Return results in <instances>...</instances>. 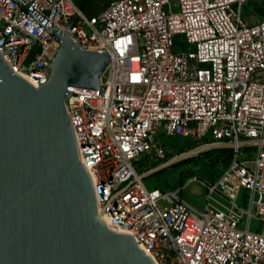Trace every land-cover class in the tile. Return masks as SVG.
I'll return each instance as SVG.
<instances>
[{"label":"built area","instance_id":"2783aa9c","mask_svg":"<svg viewBox=\"0 0 264 264\" xmlns=\"http://www.w3.org/2000/svg\"><path fill=\"white\" fill-rule=\"evenodd\" d=\"M245 1L110 0L89 14L78 0H0V53L35 87L60 45L51 23L109 52L101 91L73 90L64 106L100 212L157 264H264V226L249 228L264 223V16L245 23ZM161 132L230 149L202 210L183 182L144 184L138 162L164 157Z\"/></svg>","mask_w":264,"mask_h":264},{"label":"water","instance_id":"95a60500","mask_svg":"<svg viewBox=\"0 0 264 264\" xmlns=\"http://www.w3.org/2000/svg\"><path fill=\"white\" fill-rule=\"evenodd\" d=\"M46 29L60 45L41 86L0 53V264H157L135 234L111 229L100 212L64 106L73 90L101 91L110 54L81 47L68 28Z\"/></svg>","mask_w":264,"mask_h":264},{"label":"rangeland","instance_id":"374dc122","mask_svg":"<svg viewBox=\"0 0 264 264\" xmlns=\"http://www.w3.org/2000/svg\"><path fill=\"white\" fill-rule=\"evenodd\" d=\"M108 1L109 0H86V6L88 5L93 9L98 10ZM97 10L94 12H97ZM240 16L247 24L258 22L264 16V0H246L241 7ZM182 48L183 46L178 44H174L173 46V50L175 51L181 50ZM105 75L106 72L103 74V79L105 78ZM159 137L163 144L165 153L177 152L184 147H189L191 143L194 142L190 137H185L180 134H164L161 132ZM214 148V151L219 150L217 147ZM194 150L195 149L185 153L183 151L181 152L182 155L177 156V158L193 153ZM252 150L253 148H245L246 155L251 156L252 154L250 151ZM202 152L203 151L197 153L199 155L188 159L186 163L167 165L155 174L144 176V184L148 188L154 186L160 187L161 189H169L174 186L180 187V184L182 183L179 181L181 175L184 186L180 191V195L196 209L202 210L205 204L206 182L211 181L213 179L212 176L219 171V165H210L209 160L206 157V153ZM156 160L157 159L150 158L148 156L141 158L138 162L137 170L139 172L143 171L145 167L151 165L152 162ZM192 175L195 176V178L187 182V179ZM238 201L241 202V199L238 198ZM263 226V222H260L255 217L251 218L249 223L250 230L261 231Z\"/></svg>","mask_w":264,"mask_h":264},{"label":"trees","instance_id":"16d2710c","mask_svg":"<svg viewBox=\"0 0 264 264\" xmlns=\"http://www.w3.org/2000/svg\"><path fill=\"white\" fill-rule=\"evenodd\" d=\"M110 1V0H109ZM108 1V2H109ZM79 4L83 7L84 4L86 3V0H78ZM106 2L105 5L108 3ZM195 144L194 143H191V145L189 147H184L183 149H180L179 151L177 152H174V153H170V152H166L164 157L162 159H159V160H156V161H153L151 165H148L147 167H145V169L149 168V167H152L154 165H158L159 163L165 161V160H169L170 157L179 154V152L181 151H186V149H189L191 148L192 146H194ZM215 148H212V149H208V150H205L203 151L202 153H206V157L208 158L209 160V163L210 165H214V164H218L220 162L224 163V164H227L229 159H230V156H231V152H230V149L229 148H218L219 150L218 151H214ZM199 154H196V155H192V156H189V157H186V158H183L175 163H172L170 165H174V164H181V163H186L188 161V159L192 158V157H195ZM171 157V158H172ZM144 169V170H145ZM160 170L162 169H159L157 171H154L152 174H155L157 172H159ZM151 175V174H150ZM216 176V174L214 176H212V178H214ZM180 182H183L182 179H181V175H180Z\"/></svg>","mask_w":264,"mask_h":264},{"label":"bare ground","instance_id":"6f19581e","mask_svg":"<svg viewBox=\"0 0 264 264\" xmlns=\"http://www.w3.org/2000/svg\"><path fill=\"white\" fill-rule=\"evenodd\" d=\"M206 146H209V145H208V144H200V145H197V146H195V147H192L191 149H187L186 151H184V153H185V152H188V151H190V150H193V149H195V150H194V152H195V151H197V150L203 149V148L206 147ZM194 152H193V153H194ZM179 155H182V153H179V154L174 155L172 158H170V159L167 160V161H168V162L175 161V160L178 159L177 156H179ZM106 221H107V220H106ZM107 223H108V222H107ZM108 225L110 226L111 229H115L111 224L108 223Z\"/></svg>","mask_w":264,"mask_h":264},{"label":"crops","instance_id":"0c3cea01","mask_svg":"<svg viewBox=\"0 0 264 264\" xmlns=\"http://www.w3.org/2000/svg\"><path fill=\"white\" fill-rule=\"evenodd\" d=\"M105 7V4L104 5H102V7L101 8H99L98 10L97 9H93L92 7H90V6H86V3L84 4V6H83V9L87 12V13H89V14H93V13H98L99 11H101L103 8ZM97 10V12H94V11H96Z\"/></svg>","mask_w":264,"mask_h":264}]
</instances>
